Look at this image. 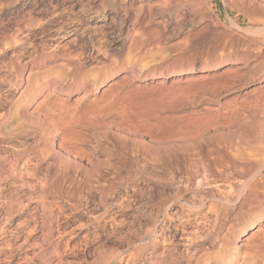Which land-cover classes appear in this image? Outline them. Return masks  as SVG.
<instances>
[{"label": "rangeland", "instance_id": "obj_1", "mask_svg": "<svg viewBox=\"0 0 264 264\" xmlns=\"http://www.w3.org/2000/svg\"><path fill=\"white\" fill-rule=\"evenodd\" d=\"M263 184L264 0H0V264H264Z\"/></svg>", "mask_w": 264, "mask_h": 264}, {"label": "bare ground", "instance_id": "obj_2", "mask_svg": "<svg viewBox=\"0 0 264 264\" xmlns=\"http://www.w3.org/2000/svg\"><path fill=\"white\" fill-rule=\"evenodd\" d=\"M10 38V37H9ZM10 40V39H9ZM15 51V50H14ZM6 72V71H5ZM35 109V108H34ZM3 141V140H2ZM41 159V158H40ZM36 168V167H35ZM12 170V169H11ZM13 171V170H12ZM208 171V170H207ZM23 173V172H22ZM222 174V173H221ZM256 174V173H255ZM206 176V175H205ZM208 178V177H207ZM217 179V178H216ZM248 181V180H247ZM59 183V182H58ZM262 188H263V191H264V184L262 185ZM213 189V188H212ZM256 193H257V191H256ZM240 196V195H239ZM241 199V198H240ZM29 213V212H28ZM179 230H180V232H182V237H183V240H184V238H188L189 237V233H188V230H186L185 229V227L182 225V223H179ZM186 226V225H185ZM190 227H191V225H190ZM193 227V226H192ZM196 227V226H195ZM13 228V227H12ZM261 229V228H260ZM190 231V230H189ZM257 232V231H259V228H256L254 231H250V234L249 235H246L242 240V243H240V244H238V246H243V247H246L247 248V246L248 245H250V243H251V240H250V238L253 236V234H254V232ZM4 232V231H3ZM2 233V232H1ZM190 235H192L191 234V232H190ZM74 247V246H73ZM188 249V248H187ZM244 250H246L245 248H243ZM245 252V251H244ZM247 253H248V251H246ZM252 252V251H251ZM246 253V254H247ZM245 254V253H244ZM254 254V253H253ZM101 263V262H100ZM98 264V263H97ZM102 264V263H101ZM108 264V263H107Z\"/></svg>", "mask_w": 264, "mask_h": 264}]
</instances>
